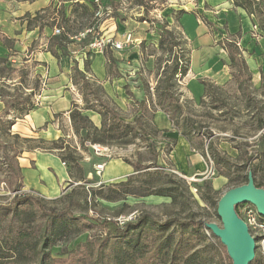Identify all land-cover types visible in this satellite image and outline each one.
<instances>
[{"label":"rangeland","instance_id":"obj_1","mask_svg":"<svg viewBox=\"0 0 264 264\" xmlns=\"http://www.w3.org/2000/svg\"><path fill=\"white\" fill-rule=\"evenodd\" d=\"M75 1L81 0H0V39L6 36L14 43V49L10 54L0 51L1 56H7L10 65L15 68L9 79L4 80L6 99L18 96L20 92H23L22 87H35V93L43 87L41 79L48 70V65L38 59L48 48L47 38L53 34L54 28L63 29L60 24L61 14L59 11L62 8L65 16H68L71 5ZM95 1L99 3L102 13L105 8L110 9V12L113 10L106 0ZM115 1L117 2L114 9L115 15L108 16L98 24L99 28L104 27L100 30L103 35L120 40L126 33V21L129 18L143 21V17H147L144 21L149 24V21H153L156 29L159 28V25L169 26L175 36L181 39V43L184 41L185 44L181 45V48L183 46L186 57L189 59V69L191 67L195 70L198 67L197 55L202 65L221 67L222 64H227L228 60L223 45H221L222 41L225 39L238 41L239 44L236 43V45L245 62L249 63H246L250 73L248 91L244 90L246 92L244 93L238 88V84L243 78L234 77L220 85L221 90L210 89V92L204 96V101L201 102L203 86L199 83L198 74L189 72L188 69L185 76L176 78L173 86V96L181 106V112L175 119V125L172 126L173 130L159 129L154 124L155 114L157 112H162L166 116L167 114L161 110L155 86L160 84L163 72L168 71L171 65L168 61L167 51L158 48L157 43H148L143 40L127 44L118 51L108 48L109 51L115 52L118 63L126 64L132 69L126 68L124 109L117 103V95L114 99L104 91L105 95L118 109L122 124L134 127L133 133L137 134L131 144L122 146L108 144L117 148L112 158L118 159L126 165H148L149 167L140 171L132 170L123 173L107 182H101L102 174L100 177H96L97 180L87 179L95 191V196L93 199L90 198L88 203L86 202L85 207L79 203V199H82L80 196L82 189H75L74 198L62 195L67 189L69 191L68 183L60 186L58 194L51 198H42L37 193L27 191L22 194H14L15 179L5 167L4 159H12L13 156L20 155L23 149L53 153L57 157L58 154L55 151L47 150V147L51 145L40 143L37 138H18L8 135L3 122L6 120L5 109H2L0 103V205H8L14 195H30L39 199L47 210L59 211L67 207L74 215H87V217L99 219V221L106 219L115 221L114 219L118 215L137 210L139 216L142 213L149 214L157 222H162L167 217L177 216L180 219L201 218L207 222L220 224L215 208L210 206L205 197L216 199L220 194L233 187L230 178L241 177L248 171H251L256 182L264 184V128H257L255 117V104L263 96L260 79L252 80V73L257 75L262 70L264 71V36L259 26L254 25L257 20L243 9L235 7L231 0H152L151 2L142 0V5L137 3L138 0ZM253 1H255L253 7L257 17L259 19L264 17V0ZM181 9L187 11V14L193 15L200 23L205 22L206 31L196 34L195 37L184 32L182 25L175 19ZM37 11H40L41 18L35 19L33 17ZM77 12L80 13V8ZM25 13H29V16H24ZM242 16L251 24L247 31L249 40L247 39L244 43H240L242 35L240 28H236L238 24H242ZM30 19L31 21L28 23L27 20ZM90 20L93 21V17ZM83 21L78 17L71 18L65 30L68 34L81 31L87 27L81 29ZM199 22L196 21L198 24ZM34 24L42 27V34L37 35V32L34 31L36 28H29ZM114 32L118 34L117 37L113 35ZM33 33H35L34 38L32 37ZM56 51L58 57L63 56L71 62L83 59L82 68L83 61L87 58L91 62L96 53L95 51H83L80 55L84 54L85 58L78 59L70 56L67 47L63 52L57 48ZM117 66L116 64V67L113 68L107 64L106 73L109 76H116ZM95 67L98 71L99 56L96 57ZM123 69L120 66L122 72ZM227 69L229 71L230 68ZM71 73L72 69L70 68L69 80ZM89 75H91V79H94L91 72ZM208 81L213 82L210 79ZM135 84H138L143 93L141 99L145 98V95L147 96L146 111H143L137 103L141 99L135 96V88H137ZM72 89L71 106L72 103L83 106L77 86L72 84ZM20 97L22 100V96ZM31 99L36 106V98L34 99L32 96ZM85 112H88L92 117L97 114L91 110ZM13 113L8 112L7 115ZM9 117L11 118V116ZM53 117L58 119L57 129L61 133L59 137H65L67 133L70 134L69 120L65 118L64 121L63 115L60 113L53 114ZM262 117L264 119V112ZM185 119H189L188 129L190 128L194 132L190 140L181 134ZM68 136L66 138L73 145L76 137L72 135V132ZM59 137L51 140H56ZM209 147L218 152V164H214L215 161ZM243 151H246L247 156L251 157L248 165L243 164L241 154ZM193 154L200 159L202 171L195 175H186L185 172L187 166L191 165ZM205 181L208 182L211 191L207 190ZM21 190L23 189L21 188ZM160 191L171 192L176 199L172 200L171 197L157 195L156 192ZM46 225L47 220L43 212L36 206L33 204L21 205L18 207L16 215L9 213L0 220V239L11 237L13 231L25 228L26 232L30 234L29 237L35 242ZM174 229L175 226L170 227L166 232L169 233ZM149 231V229L146 230L142 236L145 243L152 242L154 238L155 232ZM203 232L206 235V230ZM105 233L106 230L102 231L93 219H78L69 223V233L55 242L51 248V256L54 257L56 264H111L109 259L113 247L104 244ZM174 235H177V230ZM206 237V248L204 249L208 256L207 264H229L230 259L225 256L226 252L222 246H219L217 238H211L209 234ZM2 245L4 250L0 252V256L5 255L3 257L8 260L10 259L7 257L9 255L8 246H5L4 243ZM77 245L80 247L79 250L76 249ZM201 245L202 242L197 240L196 247H201ZM31 253L33 252H26L17 261L6 262L4 260L3 263L37 264ZM255 255L258 256V259L253 264H264V243H258Z\"/></svg>","mask_w":264,"mask_h":264},{"label":"trees","instance_id":"obj_2","mask_svg":"<svg viewBox=\"0 0 264 264\" xmlns=\"http://www.w3.org/2000/svg\"><path fill=\"white\" fill-rule=\"evenodd\" d=\"M149 1L151 2L152 0ZM106 2L113 7V10L109 15L106 17L103 16L98 21H96L94 18V12L100 5L95 0L75 1L71 5L68 16H65L64 11L61 8L59 11L61 14L60 24H62L63 29H60L59 34H52L48 38L47 50L52 54V56L58 57L55 47H57L59 51L63 52L65 47L68 46L67 35L69 34L65 28H67L71 18L75 19L78 17L83 19L84 21L82 22V29L85 26L89 27L93 24H99V22L108 16H114V9L117 2L115 0H106ZM231 2L235 7L243 9L248 15L254 17L257 20L255 21L254 25L259 26L264 36V17L260 19L257 17L253 7V2L255 1L231 0ZM137 3L142 5V0H138ZM79 8L80 13L77 12ZM184 13H187V11L182 9L179 10L175 17L176 20ZM39 14L40 11H37L33 18H41ZM24 16H29V13H25ZM92 17L93 21L90 20ZM146 19L147 17H143L142 20ZM29 21H31V19L27 20L28 23ZM149 22L153 24V21ZM29 28H37L39 32L42 30V27L36 24L30 26ZM157 30L159 33L157 47L163 51H167L169 56L168 61H170L171 65L169 66L168 71L166 70L163 72V77L160 81V84L155 86V92L160 100L158 102L161 104V110L167 114V117L172 125H175V119L181 112V106L178 104L177 99L173 96V86L175 85V80L178 76L183 77L186 75L189 69V59L186 57V52L184 51L183 46L181 48V45L185 44L183 43L184 41L181 43V39L175 36L172 29H167L166 25H159ZM0 41L8 49L10 54V52L13 51V41L6 36L2 37ZM223 49L227 53L231 78L233 79L234 77H242L243 79L240 80L238 88L246 93L245 91H248L249 88L248 81L250 79V73L246 62L236 45V42L234 40H224ZM102 53L107 60L108 66L111 65L114 67L116 60L113 57L111 51L106 49ZM89 66L90 61L86 58L83 61L82 69L78 67L77 62L75 61H73V65L71 67L72 73L70 75V82L77 86L83 101V106H78L72 103V106L68 111L70 129L73 136L76 137L74 144L72 145L69 139L66 138L68 137L67 135H65V137H59L58 139L51 141L38 139V142L40 143L50 144L51 146L47 147V150L55 151L58 154L59 159L66 167L70 177V181L68 182L69 191H67V189L62 195H65L69 198H74L75 189H82L80 195L82 199H79V203L83 207H85L86 202H89L90 198L93 199L95 196V191L90 185V181L83 178V172L80 166V160L82 159L83 154L87 152L86 143H97L103 145L116 144L122 146L133 143L135 136L137 135L136 133H133L134 127L128 124H122V121L119 118L118 109L105 95L102 85L95 79H91V75H89ZM14 71L15 68L10 65L8 57L0 56V102H2L4 105L5 116H7L8 110L15 112L11 118L5 117L6 120L3 121L5 123V130L7 132L15 118L26 114L29 110L34 108L31 97L35 94V87H31L32 89L30 92L26 93L25 95L20 92L18 96H12L11 99H6L4 80L9 79L10 74ZM259 79L260 89L262 91L263 97L255 104V117L258 124L257 128L261 129L264 128V119L262 117V113L264 112L263 70L259 73ZM200 82L203 86V96L200 98L201 102L204 101V96L210 92V89H222L220 85L214 84L208 80H202ZM20 96H22V100ZM144 97L145 98L141 99L137 103L140 105L143 111H146L147 96L145 95ZM86 110H91L100 116V123L98 126L93 124L89 117L84 113ZM188 120L189 119H185L181 134L190 140L194 132L190 128L188 129ZM209 150L212 158L215 161L214 164H218V152L212 147ZM241 154L244 161L243 164L248 165L251 157L247 156L246 151H243ZM4 161L6 165L5 167L14 176L15 186L13 188V192H16L20 190L22 186L21 175L17 161L15 160L14 156L12 159L6 158ZM132 167L134 171H140L148 168L149 166L133 164ZM230 182L233 183V187L246 183L247 173L241 177L233 179L230 178ZM253 182L256 187L264 189V184L256 182L254 178ZM205 183L208 188L207 190L211 191L208 182L205 181ZM156 194L171 197L172 200L176 199L175 195L171 192L166 193L160 191L156 192ZM220 196L221 194L216 199L210 198L209 196L205 197L210 206L215 208V211L216 204ZM26 204H33L41 212H43L47 220V225L43 228L42 233L40 234L39 238L35 240V242H33L32 238L29 237L30 234L26 232L25 228H19L16 231H13V235L11 237L8 236L6 239H0V252L4 250V246L2 245V243H4L5 246H8L7 248L9 255H7V257L10 258L6 260V257H3L5 255L0 256V264H4V260H6V262L9 260L17 261L19 260V257L30 251L33 252L31 253L32 258L37 261V264H56L54 257L51 256V248L58 239L69 233V223L78 219H93L95 224L102 231L106 230L103 242H105V245L113 247L109 259L111 264H207L208 256L207 252H205L206 250L204 249L206 248V235L209 234L211 238H216L212 232L206 228V223L208 222L201 218L180 219L177 216H172L167 217L162 222H157L149 214L142 213L140 216L138 215L135 221L118 226L115 221H111L110 219L99 221V219H94L92 217L89 218L87 215H74L67 207L59 211L47 210L40 203L39 199L30 195H14L8 205H0V220L9 213L16 215L18 212V207ZM238 206L239 204L236 206L235 210L239 215ZM258 220L264 222V218L261 216H258ZM173 226H175L174 231H169V233H167L166 231H168L169 228ZM148 229L150 230L149 232H155V234H153L154 238L152 242L148 241L145 243L142 240V236ZM176 230L177 235H174L176 234ZM203 230H206V235ZM197 240L198 242H202L201 247H196ZM217 240L219 246H222L224 252H226L225 247L220 243L218 238ZM254 240L255 248H257V240L255 238ZM76 249L79 250L80 247L77 245ZM225 256L228 257L227 253H225ZM257 259L258 256L254 255V258L249 264L255 263ZM229 264H231V260Z\"/></svg>","mask_w":264,"mask_h":264},{"label":"crops","instance_id":"obj_3","mask_svg":"<svg viewBox=\"0 0 264 264\" xmlns=\"http://www.w3.org/2000/svg\"><path fill=\"white\" fill-rule=\"evenodd\" d=\"M176 21H178L182 25V27L184 28V32H186L188 35H191L192 37H195L196 34H201L202 32L206 31V23H200L191 14L184 13L182 16L177 18ZM196 21L199 22V24L196 23ZM241 21L242 24H238L236 28H240L241 30L240 32L242 35L240 37V43H244L248 39L247 31L251 24L248 23V21L244 19L243 16L241 18ZM150 24L144 20L135 21L129 18L126 21V32L131 33L134 39L133 42L135 43H138L141 40L147 41L148 43H157L159 38L158 30L156 29V27H154L156 25L152 23ZM103 28L104 27L101 26L99 29L102 30ZM166 28L170 29L169 26H166ZM34 31L37 32V35L42 34V30L41 32H39L37 28ZM5 34H7L6 31ZM113 35L115 37L118 36L116 32H114ZM34 36L35 33L32 34L33 38ZM223 41L221 45H223ZM236 43L237 45L239 44L238 41ZM0 44V51L9 53L8 49L3 45V43L1 42ZM56 48L57 47H55V49ZM111 53L116 60L117 57L115 55V52ZM225 54L227 56L226 51ZM98 56L99 70L96 71L95 60ZM81 57L85 58L84 54L79 55L77 58L79 59ZM197 59L199 62L198 67L195 70L190 67L189 72L198 74L200 84V81L210 79L214 82V84L222 85L231 78L230 69L229 71L227 69L229 67L228 62L227 64H222L221 67H219L200 64V58L198 57V55ZM34 60L37 59L34 58ZM38 60H42V62H46L48 65V70L42 75L41 79L43 87L39 88L38 92H36L33 96L37 101L36 106H34V108L29 110L26 114L15 118V120L11 124L10 129L8 130V135H11V137L33 139L41 138L47 140L55 139L59 137L61 133L57 129L58 119H55L53 117V114L61 113L63 115L64 121L65 118L69 120L68 111L71 107V94L73 89L68 75L73 62L69 61V59L63 56L54 57L47 49L42 53V56H40ZM82 60L83 59L77 61V65L80 69H82ZM246 63L249 64L248 61H246ZM107 64L108 63L105 56L100 52H96L95 56L90 62V72L92 73V77L102 85L104 91L108 96L114 99L116 95L118 96L117 103L124 109V95L126 93V68L131 67H128L123 63H118L116 60L113 67L115 68L116 64L119 66H117L118 71H115L116 76H109L106 73ZM200 65L202 66L200 67ZM120 66L124 68L123 72L120 70ZM135 70L136 69L134 68V71ZM258 78L259 74L255 75L254 73H252V80H258ZM135 87H137L135 88V96L136 98L141 99L143 93L140 91V87L138 86V84H135ZM22 89V93L23 95H25L26 93L30 92L32 88L22 87ZM0 103L2 104V109H4L3 103ZM8 112L13 113L12 110H8ZM85 114L90 117V119L96 126L98 125V123L100 122V117L97 114H94L93 117L90 116L88 112H85ZM12 115L13 114H10L6 117L9 118V116ZM154 124L159 129H166L169 131L173 130L172 123L162 112H157L155 114ZM70 134L67 133V136ZM87 148V152L83 154L82 159L80 160V166L82 168L84 179L97 180L96 177H100L102 174L103 179L101 182H107L114 180L116 177L123 173L131 172L132 170H134L132 165H126L122 161L113 159L112 157L105 158L96 156L91 152L89 147ZM15 160L17 161V165L19 167L21 175V188L24 191L34 192L42 197L51 198L53 195L58 194L60 186L70 181V177L68 175L66 167L64 166L62 161L53 153L42 152L35 149H23L21 154L15 157ZM191 160V165L187 166V171L185 172L186 175H195L196 173L202 171V163L200 159L195 156V154H193ZM100 162L104 163V167L101 173L98 175L93 171V165Z\"/></svg>","mask_w":264,"mask_h":264},{"label":"water","instance_id":"obj_4","mask_svg":"<svg viewBox=\"0 0 264 264\" xmlns=\"http://www.w3.org/2000/svg\"><path fill=\"white\" fill-rule=\"evenodd\" d=\"M242 203L253 205L264 218V189L254 185L251 171L247 172L246 183L229 188L218 199L216 215L220 224L206 223V228L225 247L231 264H249L255 255V240L235 210Z\"/></svg>","mask_w":264,"mask_h":264},{"label":"built area","instance_id":"obj_5","mask_svg":"<svg viewBox=\"0 0 264 264\" xmlns=\"http://www.w3.org/2000/svg\"><path fill=\"white\" fill-rule=\"evenodd\" d=\"M109 12L110 9L105 8V10L102 13L100 6H98V8L94 12V17L96 18V21H98L101 17H103V15L105 16L109 15L108 14ZM59 33H60V29L54 28L53 34L57 35ZM67 39L69 41L67 49L70 56H72L73 58H77L83 51H87V52L95 51L102 53L104 50L108 48L112 50H121L127 44H131L134 41L131 33L129 32L124 33L120 40L107 37L101 33L98 24H94L92 26L86 27L81 31H78L77 33L69 34L67 35ZM86 145L87 147H89V149L94 155L105 158L113 157V154L117 149L113 146L101 145L97 143L87 142ZM103 167H104V163L102 162L95 163L93 165V171L99 175L103 170ZM24 192L25 191L20 189L13 193L22 194ZM238 213H239V217H241L242 220L247 225L251 236L257 240L256 243L257 244L259 242L264 243V222L258 220L259 215L255 207L249 203L239 204ZM138 214L139 213L137 210H133L126 214L118 215L117 217H115L114 220L117 222V224L122 226L125 223L135 221L136 218L138 217Z\"/></svg>","mask_w":264,"mask_h":264}]
</instances>
